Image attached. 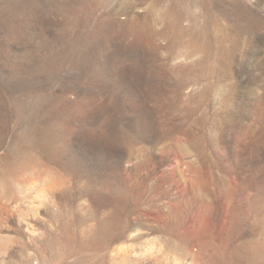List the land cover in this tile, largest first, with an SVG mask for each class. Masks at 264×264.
<instances>
[{"label": "rangeland", "instance_id": "obj_1", "mask_svg": "<svg viewBox=\"0 0 264 264\" xmlns=\"http://www.w3.org/2000/svg\"><path fill=\"white\" fill-rule=\"evenodd\" d=\"M0 264H264V0H0Z\"/></svg>", "mask_w": 264, "mask_h": 264}]
</instances>
